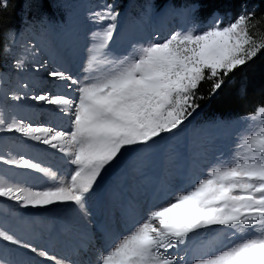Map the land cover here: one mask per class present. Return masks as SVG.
<instances>
[{
  "label": "snow or ice",
  "instance_id": "6c2138e0",
  "mask_svg": "<svg viewBox=\"0 0 264 264\" xmlns=\"http://www.w3.org/2000/svg\"><path fill=\"white\" fill-rule=\"evenodd\" d=\"M118 15L112 4L94 13L96 23L109 21L100 35L102 43L89 49L92 55L86 71H96L97 75L82 82L62 69L47 72L52 80L66 82L65 87L75 85L77 97H12L57 106L70 118V130L15 119L2 126L4 121L0 120V132L17 133L63 153L74 166L70 176L58 179L57 172L23 156H0L3 164L42 173L50 181L34 188L0 179V198L20 208L72 203L85 211L86 195L122 149L148 145L162 134L178 130L199 107L196 101L203 99L197 95L202 81H211V94H215L224 78L264 50V40L258 42L249 32L252 14H241L226 26L214 21L206 30L174 31L162 41L153 38L131 58L107 61L112 65L107 71L94 69L93 63L113 38ZM251 119L256 121L255 130L244 137L235 163L210 169L190 190L156 206L101 257L99 264H181L185 257L170 250L186 245L193 234L212 228L231 232L217 234L207 242L206 250L196 249L203 254L189 264H264V105ZM249 229L254 234L244 236ZM238 234L244 238L219 251L211 250L221 237ZM0 240L41 258L56 259L7 230L0 229Z\"/></svg>",
  "mask_w": 264,
  "mask_h": 264
},
{
  "label": "rangeland",
  "instance_id": "374dc122",
  "mask_svg": "<svg viewBox=\"0 0 264 264\" xmlns=\"http://www.w3.org/2000/svg\"><path fill=\"white\" fill-rule=\"evenodd\" d=\"M49 1L55 15L54 18L47 16V11L40 7L38 0H27L23 5L20 27L17 30L6 33L4 36L0 79L3 77L5 81L0 80V89L8 88V95L13 97L25 96L21 91V86H25V88L30 89L29 93H31L27 96L37 94L70 96L72 94L73 98H75L78 96V93L74 91L75 85L71 88L64 86V90L68 93L58 91V88H56L58 82L49 78L47 72L56 69L65 71L64 68H66L68 74L82 82L85 81L86 77L98 74L96 71L89 72L86 69L88 60L92 55L89 49L102 43L100 35L106 23L109 22L105 21L104 24L96 23L94 21V13L104 11L108 4L101 0ZM1 4H5V0H2ZM110 4L114 5L115 11L119 15L115 21L117 27L112 40L109 42L108 47L103 49L102 53L98 55L97 62L93 63V68H99L100 71H107L112 66L107 61L118 62L125 56L131 58L141 45L151 41L153 38L162 41L174 31L188 29L206 30L214 21L225 26L230 21H234L230 17L228 0H225L222 8L214 11L204 24L198 23L194 17L195 5L176 6L166 4L162 8L157 9L153 5L152 0H128L121 1L117 5L113 4V2ZM146 19L148 22L145 25L144 21ZM134 45L136 46L135 48L133 47ZM48 49L55 52L64 61L63 67L59 66L56 61L51 63L46 56ZM34 63H37V66L42 71H39L36 78L30 79L27 73L34 66ZM17 64L20 66L17 67ZM21 70H24L23 74ZM13 82H16L18 87L13 89ZM65 84L66 82H64ZM21 100L11 97L9 100L6 99L5 102L0 101V106H16ZM42 103L35 102L32 108L25 109L23 113L16 106L15 110H13L16 114L15 120L22 121L25 124L31 123L33 126L43 125L55 127L57 130H70L69 117L60 113V120L51 119L50 113L54 110V106L50 105L49 111L44 112L39 108ZM254 114L255 112L226 123L217 122L200 127L194 132L191 130L192 125L190 123L192 115L178 130L162 134L148 145L122 149L118 159L111 165L106 166L93 189L86 195L85 215L87 217L86 225L88 230L93 220V210L96 209L99 212L104 208V200L106 202L111 201V205L114 206L113 209L115 208V211L120 209L119 213L123 214L124 210L128 208V197H125V195L134 194L135 203L138 204L139 208L143 207L144 204H149L148 209L146 208L148 211L144 217L146 219V216L156 206L164 204L176 194L190 190L199 179L206 177L210 169L219 165L235 163L241 155L240 145L244 137L255 130L256 121L251 119ZM1 136L0 133V151H5L7 155L12 152L13 156L10 158L18 159L23 156L34 163L42 161L44 163L41 166L57 172L58 178L70 176L71 171L74 169L68 159L66 161L61 160L64 154L57 149L38 142L35 145L37 148H34V146L29 145L28 141L22 139H10L7 147L2 148ZM31 147L33 150L30 149ZM60 153L62 154L61 156H59ZM43 157H46V159H42ZM9 167L0 162V176L11 183H16L15 179H18L19 174L21 175V181L19 180L17 183L22 186L36 188L43 187L50 182L49 178L42 173ZM126 179L128 180L125 183L126 186H124L125 190L124 187L122 189V186ZM154 182L158 183V190L152 193L151 185ZM73 206L75 205L72 203H66L54 204L45 208H20L14 202L10 204L9 201H0V229L7 230L10 234L18 237L17 231L14 230L15 228H20L22 224L26 225V223H30L31 228L35 225V230L38 229L37 232L32 230L31 234V230L27 229L30 237L37 243L36 247L39 250H44L54 257V253L45 248L43 238L40 237L42 233H47L51 226L55 227L56 225H64L66 232H69L68 230L70 229L75 232L77 228L68 220L69 212ZM114 215L117 221L119 218L117 214ZM28 218L29 220H27ZM142 219H140V223L144 221ZM123 223L119 222V228L122 230L121 233L124 234L123 230L127 224ZM129 225L127 233L130 234L134 229H131ZM230 232L231 230L229 229L221 228L201 230L200 233L193 234L186 245H181L170 252L173 255L180 252V257H185L181 264H189V261L193 258L203 254L201 251H195L196 249L205 247V244L213 240L217 234H230ZM253 234V230L249 229L244 236ZM242 238L244 237L239 234L235 237L229 235L227 239L221 237V242L213 246L211 250L219 251ZM60 242L62 243L63 240ZM113 246H109L107 252ZM97 250L103 251V247ZM3 253H6L9 257L16 253L22 260H27L25 252L17 250L15 245L0 240V256ZM106 253L99 255L95 264H99L101 257ZM29 257L30 260L24 264L53 263V260L47 259H45V262H47L43 263L44 259L38 258L39 256L37 255H30ZM72 257L74 258L75 254H72ZM73 258L70 261L64 260L65 264H80L82 262V258H79V256L75 261ZM5 260L0 259V264H13ZM84 260H86V257Z\"/></svg>",
  "mask_w": 264,
  "mask_h": 264
},
{
  "label": "trees",
  "instance_id": "16d2710c",
  "mask_svg": "<svg viewBox=\"0 0 264 264\" xmlns=\"http://www.w3.org/2000/svg\"><path fill=\"white\" fill-rule=\"evenodd\" d=\"M0 0V72L2 71V53L4 36L17 30L22 21V9L27 0ZM49 18H54L49 0H38ZM107 4L117 5L128 0H103ZM153 5L160 9L166 4L176 6L195 5L194 17L198 23L204 24L211 14L222 8L225 0H152ZM231 19L241 14H252L249 21V32L257 41L264 40V0H228ZM224 84L215 94H211V81L205 79L197 89V95L203 96L196 102L199 107L190 118L192 132L197 128L214 123H226L255 112L264 105V50L224 78Z\"/></svg>",
  "mask_w": 264,
  "mask_h": 264
},
{
  "label": "bare ground",
  "instance_id": "6f19581e",
  "mask_svg": "<svg viewBox=\"0 0 264 264\" xmlns=\"http://www.w3.org/2000/svg\"><path fill=\"white\" fill-rule=\"evenodd\" d=\"M144 22H145L144 24L146 25L148 20L146 19ZM50 49H48L46 51V56L48 57V59L51 61V63H55V61H56V63L59 64V66L63 67L64 61L60 57H58V55L55 52H53ZM37 65H38L37 63H34V66L30 70H28L27 75L30 76V79L36 78L37 74L41 70L40 69L39 71H36V68L38 67ZM57 68H58V66H57ZM64 69H65V71H67L66 68H64ZM21 72L23 74L24 70H21ZM0 80L1 81H5V78L2 77ZM57 82L58 83L56 85V88H58V91H62V92L65 91L64 90V82H62V81H57ZM12 87L14 89V87H18V84L16 82H13ZM7 90H8V88H1L0 89V101L1 102H5L6 99L9 100L11 97H13V96L7 94L8 93ZM29 90H30L29 88H25V86H21V91H22L23 94H25V95L31 94V93H29ZM45 90H46V88H45ZM65 93H68V92L65 91ZM70 97H73V95L70 94ZM34 105H35V101H32L30 99H23V100H21L20 102H18L16 104V106L21 110V113H23L25 111V109L32 108ZM16 106H7V107H4L3 105L0 106V120L4 121V124L2 126H6L8 123H11L16 118L15 117L16 114L13 111V110H15ZM53 106H54V110L52 109L53 111L50 113L51 119L60 120V118H61L60 117V113H62V112L59 110V108L57 106H55V105H53ZM39 108H41V110L44 111V112H48L49 111L48 108H51V106L49 104H46V103L43 102L42 105L39 106ZM0 133L2 135L1 136V147L2 148H6L7 147V145L9 144V140L10 139L11 140L22 139V140L28 141L30 146H34V148L36 147L35 145L37 144V142L28 140V139L20 136L17 133H9V132H0ZM30 149L33 150L32 147ZM34 152H35V150H34ZM6 155L7 154H6L5 151H3V150L0 151V156H3L5 158H10V157L13 156L12 152H10L7 156ZM61 155L62 154L60 153L59 156H61ZM42 159H46V157H43ZM62 159L64 161H66V159H68V157L63 155L61 160ZM38 162L40 164L44 163V162L42 163V161H38ZM9 171H11V170L9 169ZM20 176L21 175L19 174V176L17 177L18 179H15L16 183L21 179ZM61 178L62 177H59L58 179H61ZM0 179L5 180V178L1 177V176H0ZM5 181L9 182L7 180H5ZM126 197H128V199H127L128 200V203H127L128 208L124 210V213L122 211L123 214L119 213L120 209L116 210V211L114 210L115 208L113 209L114 206L111 205V203H110L111 201L110 202L109 201L106 202V200H104L103 201V204H104L103 207L104 208H102L99 212H97L96 209L93 210L94 211L92 213L93 220L90 223V226H89L90 229L89 230H88V226L86 225L87 217L85 215V211H81L75 205V206H73L71 208V210L69 212V216H68V220L71 221L75 225L74 227L77 228L76 230L74 229L75 232L72 231L71 229L68 230L69 232H66L64 230V227H63L64 225L63 226L60 225L61 227L59 225H57L54 229L51 226L47 233L46 232H44L45 234L42 233V236L40 238H43V243L45 245V248L47 250L51 251L52 253H54V257L56 258L55 260H53L52 264H56V261H60L61 264H65L64 260L70 261V259L73 258L72 254H75V257L73 258L74 261L76 260V258L78 256H79V258H82L81 259L82 262L80 264H89V262H90V264H95L96 261H98V256L103 254V253H106L108 248H109V246H111V245L113 246L119 239H122L123 236H126L127 234H129V233H127V230H129V228H127L128 225L130 224L129 226L131 227V229H134L140 223V221H141L140 219H142V218L144 219V217L146 215V212L148 211L147 207L149 206V204L146 202L148 205L144 204L143 207L141 206L139 208L138 204L135 203L134 194H131L130 196L128 194V195H126ZM0 201L8 202L9 200L4 199V198H0ZM9 203L11 204L13 202L9 201ZM114 214H117V217L119 218L117 220L118 222L115 220V217H114L115 215ZM141 215H144V216H141ZM92 216H90V217H92ZM143 219H142V221H143ZM27 220H29V218ZM55 222H57V221H55ZM95 222L99 223V228L98 229H94L93 228V224ZM119 222H121V223L124 222L123 224H125V225L127 224L126 227H124V230H123L124 234L121 233L122 230H120V228H119ZM21 226L22 227H20V228H15L14 229L18 233L19 239H21L22 241H25L27 243H30V244H32L33 246L36 247L37 243L35 241H33V239L29 235V232L27 231L28 228L30 230H33V229L35 230V227H34L35 225L33 226V229H31L30 223H26V225L22 224ZM37 230H35V232H37ZM57 233H59L61 235V240H63V243H61L60 242L61 240L58 239ZM31 234H32V231H31ZM122 234H123V236H122ZM202 244H204V243H202ZM205 245H207V244H205ZM92 247H94V248L91 249ZM100 247L101 248L103 247V251L97 250V249H100ZM15 248L17 250L21 251V252H25V255L27 254L26 255L27 256V260L26 259L22 260V258H19V256L16 253H14L11 257H9V255H7L6 253H3L0 256V259L1 260H5L6 259L8 262H11L13 264H24L26 261L28 262V260H30V257H29L30 255H32V256L35 255V254L27 251L26 249L20 248L18 246H15ZM202 249H206V246L202 247ZM85 257H86V260H84ZM38 258H40V257H38ZM44 262H45V259H44L43 263Z\"/></svg>",
  "mask_w": 264,
  "mask_h": 264
}]
</instances>
